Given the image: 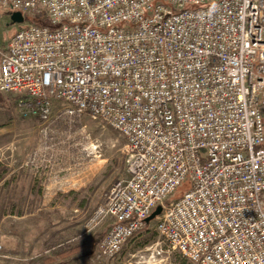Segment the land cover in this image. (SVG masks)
I'll use <instances>...</instances> for the list:
<instances>
[{
	"label": "built area",
	"instance_id": "2783aa9c",
	"mask_svg": "<svg viewBox=\"0 0 264 264\" xmlns=\"http://www.w3.org/2000/svg\"><path fill=\"white\" fill-rule=\"evenodd\" d=\"M6 11L24 22L0 45V93L127 141V178L91 220H110L99 256L162 207L167 252L264 264V0H0Z\"/></svg>",
	"mask_w": 264,
	"mask_h": 264
},
{
	"label": "rangeland",
	"instance_id": "374dc122",
	"mask_svg": "<svg viewBox=\"0 0 264 264\" xmlns=\"http://www.w3.org/2000/svg\"><path fill=\"white\" fill-rule=\"evenodd\" d=\"M16 29L10 13L0 12V45ZM21 100L0 93V264H45L47 257L55 258L52 264H196L167 252L156 219L117 256H99L109 219L91 220L112 186L127 178V141L100 120L60 114L62 105L41 121ZM189 186L185 181L174 198ZM81 244L83 252L56 257L60 247ZM160 247L164 252L151 260Z\"/></svg>",
	"mask_w": 264,
	"mask_h": 264
},
{
	"label": "trees",
	"instance_id": "16d2710c",
	"mask_svg": "<svg viewBox=\"0 0 264 264\" xmlns=\"http://www.w3.org/2000/svg\"><path fill=\"white\" fill-rule=\"evenodd\" d=\"M49 248H51V247H49ZM85 249H86V246L83 245V244H81V245H68V246H65V247H60L58 249V253H55V254H56V257H60L62 259H66V258L73 257L76 254H79V253L83 252ZM54 262H55V258L47 257L45 259V264H52Z\"/></svg>",
	"mask_w": 264,
	"mask_h": 264
},
{
	"label": "water",
	"instance_id": "95a60500",
	"mask_svg": "<svg viewBox=\"0 0 264 264\" xmlns=\"http://www.w3.org/2000/svg\"><path fill=\"white\" fill-rule=\"evenodd\" d=\"M11 19L14 24H21L24 22V18L21 14H13ZM162 213V207H158L154 213L148 218V222L150 223L152 220L156 219Z\"/></svg>",
	"mask_w": 264,
	"mask_h": 264
},
{
	"label": "crops",
	"instance_id": "0c3cea01",
	"mask_svg": "<svg viewBox=\"0 0 264 264\" xmlns=\"http://www.w3.org/2000/svg\"><path fill=\"white\" fill-rule=\"evenodd\" d=\"M109 227H110V221L108 220V221H107V225H106L105 233L107 232V230L109 229ZM145 230H146V229H145Z\"/></svg>",
	"mask_w": 264,
	"mask_h": 264
}]
</instances>
